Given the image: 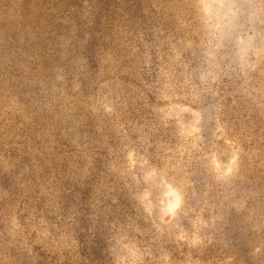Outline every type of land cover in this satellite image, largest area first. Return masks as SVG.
<instances>
[{
  "label": "rangeland",
  "instance_id": "obj_1",
  "mask_svg": "<svg viewBox=\"0 0 264 264\" xmlns=\"http://www.w3.org/2000/svg\"><path fill=\"white\" fill-rule=\"evenodd\" d=\"M117 253L264 264V0H0V264Z\"/></svg>",
  "mask_w": 264,
  "mask_h": 264
},
{
  "label": "clouds",
  "instance_id": "obj_2",
  "mask_svg": "<svg viewBox=\"0 0 264 264\" xmlns=\"http://www.w3.org/2000/svg\"><path fill=\"white\" fill-rule=\"evenodd\" d=\"M207 167L209 169V172L216 179H220L222 178L223 175H225V173L221 171V166L219 163H217V160L214 156H211L208 158ZM176 191H177V197H176L175 206L172 208H169L167 205H164V207H162L161 209L163 217L165 218L171 217V219H164L163 222L166 224H170L175 220L176 216L178 215V213L182 211L184 204H185L184 192L181 189H179V187H177ZM124 259H126L125 256L119 253L116 254V264H123Z\"/></svg>",
  "mask_w": 264,
  "mask_h": 264
}]
</instances>
